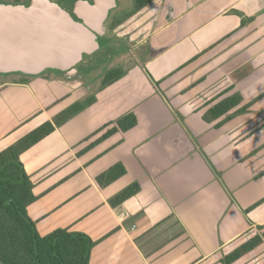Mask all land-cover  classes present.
<instances>
[{"label":"crops","instance_id":"crops-1","mask_svg":"<svg viewBox=\"0 0 264 264\" xmlns=\"http://www.w3.org/2000/svg\"><path fill=\"white\" fill-rule=\"evenodd\" d=\"M237 12L254 19L242 25ZM135 17L122 26L151 52L21 155L37 196L28 214L41 235L68 228L96 240L89 264H222L264 233V0H154ZM12 74H0V151L90 90ZM235 93L239 105L204 119ZM130 111L135 127L96 142ZM118 162L126 174L101 186ZM133 182L140 191L113 207ZM231 264H264V240Z\"/></svg>","mask_w":264,"mask_h":264},{"label":"trees","instance_id":"trees-1","mask_svg":"<svg viewBox=\"0 0 264 264\" xmlns=\"http://www.w3.org/2000/svg\"><path fill=\"white\" fill-rule=\"evenodd\" d=\"M154 0H133L134 10L138 11L148 6ZM22 0H14L21 4ZM26 2H23L24 4ZM242 15V13L237 12ZM242 25L252 21L254 17L242 15ZM121 21L111 22L114 28ZM102 40V38H101ZM104 41H102L103 46ZM144 71L156 89L164 98L165 93L160 87V80L144 67ZM47 72L62 73L60 70L49 69L37 75L43 76ZM126 73L122 67L108 70L104 75L100 90L113 84ZM23 75V74H22ZM27 78L22 79L26 83ZM167 99V98H166ZM96 100L95 94H91L83 100H78L58 112L51 120H46L39 126L19 138L5 149L0 151V264H89L92 249L97 241L88 234L79 231H71L68 228H57L46 235H41L36 222L29 216L28 207L33 204L37 196L34 193V183L25 169L21 155L42 139L50 135L56 128L62 126L78 113L92 105ZM242 101V96L235 93L213 105L204 114L207 121L216 120L227 114ZM244 107L227 115L221 122L230 119L234 114L244 112ZM113 124L96 142L104 140L116 132H126L138 124V116L130 111L114 122L108 123L104 128ZM95 144L92 143L89 147ZM88 147V148H89ZM87 149V148H86ZM85 150V149H84ZM127 169L122 162L112 165L109 169L97 176L101 186H107L124 174ZM140 191V184L133 182L122 191L113 196L109 202L113 207L122 204L128 198ZM264 240L262 235L255 234L247 241L236 247L232 252L223 255L222 264H231L245 254L254 250Z\"/></svg>","mask_w":264,"mask_h":264},{"label":"water","instance_id":"water-1","mask_svg":"<svg viewBox=\"0 0 264 264\" xmlns=\"http://www.w3.org/2000/svg\"><path fill=\"white\" fill-rule=\"evenodd\" d=\"M116 6L117 0L0 2V73L35 76L53 69L80 75L78 64L99 50L98 38Z\"/></svg>","mask_w":264,"mask_h":264},{"label":"rangeland","instance_id":"rangeland-1","mask_svg":"<svg viewBox=\"0 0 264 264\" xmlns=\"http://www.w3.org/2000/svg\"><path fill=\"white\" fill-rule=\"evenodd\" d=\"M3 3H12L13 0H0ZM27 2L28 0H22ZM60 3L62 6H67L74 0H53ZM118 3L123 6L113 11V13H127L134 7L133 0H118ZM112 18L106 23L107 32L105 35V41L103 46L96 52L88 55H84L83 61L78 64L77 68L81 73L83 82L82 87H90L89 92L83 93L88 96L95 94L99 90L101 81L106 72L112 68L122 67L129 69L137 63H141L145 58L144 53L151 52V40L147 42H139V38L133 31L128 32V29L132 23H129L126 27L118 28L117 26L110 28ZM125 37H132L131 40H124ZM148 48L149 51L147 50ZM143 57V59H142ZM2 74V73H0ZM11 75V74H7ZM12 75H20V73H13ZM52 75L61 76L60 73L47 72L43 77H50ZM14 77V76H12ZM16 79L24 77L23 75L15 76ZM14 79V78H13ZM83 89V88H82ZM85 89V88H84ZM80 91H82L80 89ZM86 95V96H87Z\"/></svg>","mask_w":264,"mask_h":264},{"label":"flooded vegetation","instance_id":"flooded-vegetation-1","mask_svg":"<svg viewBox=\"0 0 264 264\" xmlns=\"http://www.w3.org/2000/svg\"><path fill=\"white\" fill-rule=\"evenodd\" d=\"M90 2H92V0H89ZM24 2V1H23ZM22 2V3H23ZM123 5L122 4H120V3H118V1H117V6L115 7V8H113V9H111L110 10V12H109V14H108V18H107V21L110 19V18H112V21L111 22H114V21H121L119 24H117L116 26L119 28H122L123 26V24H124V22L125 21H134V19H132L133 17L134 18H139V17H135L136 16V14L139 12V11H141L142 9H140V10H138V11H135L134 10V7L131 9V11L130 12H127V13H121V12H118V13H113V11H115L116 9H118V8H120V7H122ZM106 21V22H107ZM130 21V22H131ZM115 26V27H116ZM114 27V28H115ZM111 28V27H110ZM114 28H112V29H114ZM136 30H139V29H136ZM135 30V31H136ZM140 31V30H139ZM138 31V32H139ZM106 32H107V28H106ZM106 32H105V34L103 35V36H99V38H98V40H99V43H100V48L102 47V41H103V39H104V41H105V35H106ZM129 32V31H128ZM101 38H102V40H101ZM132 39V37H125L124 38V40H127V41H129V40H131ZM99 48V49H100ZM81 63V62H80ZM79 74L80 75H77V76H72V77H67V76H65V72L64 71H62V73H61V75L63 76V77H65L66 79H69L70 81H74V80H76L77 82H79V83H82L83 82V79H82V76H81V73L79 72ZM83 88V89H82ZM88 89L89 88V86H87V87H82V85L80 84L79 85V87H78V90L80 91V89L83 91V90H85V89ZM165 96H166V94H165ZM166 98H167V96H166Z\"/></svg>","mask_w":264,"mask_h":264}]
</instances>
